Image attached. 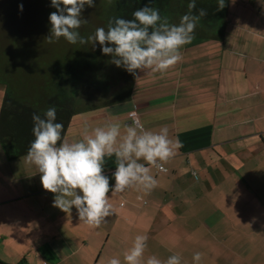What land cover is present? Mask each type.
Wrapping results in <instances>:
<instances>
[{"label": "crops", "instance_id": "1", "mask_svg": "<svg viewBox=\"0 0 264 264\" xmlns=\"http://www.w3.org/2000/svg\"><path fill=\"white\" fill-rule=\"evenodd\" d=\"M36 50L54 55L53 48ZM180 53L166 72H139L128 100L71 120L69 143L110 123L123 136L126 125L135 126L134 111L144 130L167 126L183 144L165 171L151 168L152 190L109 193L114 213L99 227L81 221L75 207L53 206L36 166L0 152V264H108L113 257L123 264L138 234L148 238L143 264L172 255L181 264H264V0H228L223 38L194 37ZM54 62L35 70L39 92L48 93L43 102L55 91L47 89L61 68ZM3 64L0 110L11 68ZM115 167V156L105 157L110 185Z\"/></svg>", "mask_w": 264, "mask_h": 264}, {"label": "clouds", "instance_id": "2", "mask_svg": "<svg viewBox=\"0 0 264 264\" xmlns=\"http://www.w3.org/2000/svg\"><path fill=\"white\" fill-rule=\"evenodd\" d=\"M151 3L152 0H148L134 11L133 19L114 17L107 30L98 27L85 38L78 31L88 23L82 12L86 5L95 7L94 0H51V7L56 11L49 14L51 28L47 42L55 43L63 38L72 45L91 44L93 49L99 45L101 53L111 57L110 63L137 80L139 72H166L182 59L180 49L192 42L195 28L200 19L207 16V10L200 8L194 14L197 0H189L188 13L178 24H172L168 17L160 15L159 9L150 6ZM225 6V0H217L218 10ZM132 116L135 117V113ZM56 120L55 106L48 107L43 117L33 113L34 139L25 162L36 166L43 189L54 194L53 206L66 213L75 207L79 219L92 227H99L113 215L109 193L124 192L131 187L152 190L157 180L151 168L163 169V164L183 147L179 139L169 137L167 126L154 132L144 130L139 124L126 125V132L121 136V126L117 123L96 127L91 134L85 130L80 141L69 143L62 137L64 125ZM112 156L116 162L111 177L114 185H110V177L104 174L105 157ZM147 239L146 235L135 236L131 247L123 253V264H143ZM201 258V253L193 254L194 261L199 262ZM108 264L122 262L113 257ZM146 264H181V258L172 255L162 262L150 256Z\"/></svg>", "mask_w": 264, "mask_h": 264}, {"label": "trees", "instance_id": "3", "mask_svg": "<svg viewBox=\"0 0 264 264\" xmlns=\"http://www.w3.org/2000/svg\"><path fill=\"white\" fill-rule=\"evenodd\" d=\"M147 3L148 0H113L104 18L106 30L109 21L114 17L133 19V12ZM188 3L189 0H152L150 6L159 9L160 15L168 17L170 23L178 24L180 18L189 11ZM225 3L226 6L218 10L217 0H197V7L193 13L196 14L200 8H204L207 10V16L201 18L197 24L194 31L195 38L201 40H221L223 38L228 0H225ZM11 25L13 27L11 35L0 32V69L4 67L3 62L7 63L6 67L8 65L11 67L6 68L8 69L4 83L6 93L0 110V145L4 156L10 161L26 156L30 143L34 139L33 113L43 117L48 107L55 106L57 109L56 122L64 125L62 137L65 140L73 116L95 107H90L94 88L107 89V84L110 83V79L104 76V71L107 69L104 62L109 61L110 57L103 55L100 47L93 49L91 44L81 45L83 51L75 62L70 61L58 69L59 71L56 70L53 87L47 88L50 92L55 88V91L43 102V95L48 93L39 92L37 83H40L41 79L37 80L35 77V70L39 67L34 62L38 58L34 59L35 55H33L31 58L33 64L29 63L27 57L29 53L26 47L37 49L38 46L44 47L50 43L46 39L43 46L42 40L37 38L38 34L22 21L13 22ZM80 29L83 31L82 27ZM81 36L86 38V32L83 31ZM17 47L19 49H16ZM124 76L127 81L128 75ZM91 77L92 84L90 83ZM133 82L134 76L131 86L127 82L118 98L106 104L128 100L131 97ZM83 98L87 99L86 104ZM87 103L89 105L83 108V105Z\"/></svg>", "mask_w": 264, "mask_h": 264}, {"label": "rangeland", "instance_id": "4", "mask_svg": "<svg viewBox=\"0 0 264 264\" xmlns=\"http://www.w3.org/2000/svg\"><path fill=\"white\" fill-rule=\"evenodd\" d=\"M113 0H111L112 2ZM95 7L85 6V9L82 12L83 18L88 20V23L82 26L83 31L86 32V36L93 34L95 29L98 27L105 28V17L107 15L106 11L111 3L108 0H94ZM20 5H23V9H20ZM53 11H56L53 7H51V0H0V32L6 35H11L13 32L12 23L16 21H22L26 23V25L35 31L40 40H42V45L44 46V40L50 35L51 25L49 23V14ZM4 22V23H2ZM2 23V24H1ZM106 29V28H105ZM83 34V31L79 29ZM69 44L63 38H60L55 43H50L44 47L53 48L54 55H52V51L44 52L37 51L34 47H26V51H28L29 56L28 62H31V58L33 55L34 59L38 57L37 61H34L36 65L41 66L43 69H52L57 63V67H62L64 64H67L68 61H73L80 56V53L83 51L81 45H72L70 44L69 48H66ZM99 47L97 45L95 48ZM39 48V46H38ZM16 49H19L18 47ZM67 50V52L65 51ZM52 56V57H51ZM51 57V58H48ZM111 57L109 61L104 62L107 69L105 72L106 79H110V83L107 84V89L102 87L94 88V93L92 98V103L90 107L100 106L106 104L109 101H112L114 98H118L119 94L124 90L129 82L131 86L133 75L129 74L123 68L116 67L114 64L110 63ZM128 75L127 81H125V76ZM98 74H96L97 76ZM90 83L92 84V77L90 78ZM105 84V87H106ZM109 87V89H108ZM102 94V96L100 95ZM86 104V101H85ZM87 105H83L87 107ZM2 107V106H1ZM0 152L3 153V150L0 145ZM4 156V153L2 154ZM5 157V156H4Z\"/></svg>", "mask_w": 264, "mask_h": 264}, {"label": "built area", "instance_id": "5", "mask_svg": "<svg viewBox=\"0 0 264 264\" xmlns=\"http://www.w3.org/2000/svg\"><path fill=\"white\" fill-rule=\"evenodd\" d=\"M133 113H135V117L132 116ZM129 117L131 118V120L133 121V123H134V121H135V123H134L135 125H136V124H139V125L141 126L140 121H139V118H138L136 112H134V111H133V112H130V113H129ZM159 171H165L164 166H163V169H159Z\"/></svg>", "mask_w": 264, "mask_h": 264}]
</instances>
